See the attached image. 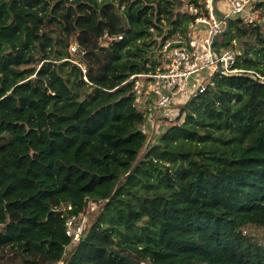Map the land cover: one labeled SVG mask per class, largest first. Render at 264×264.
<instances>
[{
	"label": "trees",
	"instance_id": "trees-1",
	"mask_svg": "<svg viewBox=\"0 0 264 264\" xmlns=\"http://www.w3.org/2000/svg\"><path fill=\"white\" fill-rule=\"evenodd\" d=\"M191 4L0 0V264H264L245 231L264 227V82L215 75L183 122L141 129L128 79L156 70ZM244 15L223 44L264 76V24Z\"/></svg>",
	"mask_w": 264,
	"mask_h": 264
},
{
	"label": "built area",
	"instance_id": "built-area-1",
	"mask_svg": "<svg viewBox=\"0 0 264 264\" xmlns=\"http://www.w3.org/2000/svg\"><path fill=\"white\" fill-rule=\"evenodd\" d=\"M259 1L264 2L203 0V5L191 4L189 12L194 18L187 29L161 39V63L156 70L134 73L129 77L137 94L135 105L145 117L141 129L149 139L153 140L160 132L162 123L181 117L184 114L181 106L214 85L215 75H247L264 82L259 71L238 65L239 50L234 44H223L227 18L245 12L244 20L252 21L253 10ZM217 35L219 40L213 45ZM78 48V44L71 46L73 51ZM86 220L85 214L79 219L75 215L68 218L67 234L73 240L82 237Z\"/></svg>",
	"mask_w": 264,
	"mask_h": 264
},
{
	"label": "rangeland",
	"instance_id": "rangeland-1",
	"mask_svg": "<svg viewBox=\"0 0 264 264\" xmlns=\"http://www.w3.org/2000/svg\"><path fill=\"white\" fill-rule=\"evenodd\" d=\"M190 6V5H189ZM188 10H189V7H188ZM253 20L252 21H246V22H259V23H262V24H264V2H263V4L261 5V6H256V8L253 10ZM189 25V24H188ZM188 27V26H187ZM187 29V28H186ZM225 37V36H224ZM73 44H76L75 42H71V45H70V47H69V52H70V54H74V52L75 51H73L72 49H71V46L73 45ZM232 44H234L235 46H234V48L235 49H237V50H239V47H237V42H236V40H235V43H232ZM154 54H155V56L157 57V58H159L160 59V61H161V56H160V53H159V49L158 50H155L154 51ZM183 119H184V114H182V116L180 117V120H179V122L181 123V122H183ZM165 124H167V125H165ZM162 125H163V128H167V126H168V122L166 121V122H164V123H162ZM160 133V132H159ZM158 133V134H159ZM155 134H156V132H155ZM148 140H151V138L149 139V136H148ZM99 206H100V204L99 203H96V202H91L90 203V205L88 206L89 208L87 209V213L85 214V216L88 218V215L90 214V212H91V214H90V216H89V220L87 221V226H89L90 225V222L92 223V218H93V216L94 217H96V215H98L99 214ZM95 213V214H94ZM90 217H91V219H90ZM245 231L246 232H249V233H251L253 236H257V237H259L261 240L262 239H264V227H258V226H255V225H250V226H247L246 227V229H245Z\"/></svg>",
	"mask_w": 264,
	"mask_h": 264
},
{
	"label": "water",
	"instance_id": "water-1",
	"mask_svg": "<svg viewBox=\"0 0 264 264\" xmlns=\"http://www.w3.org/2000/svg\"><path fill=\"white\" fill-rule=\"evenodd\" d=\"M214 1H216V0H214ZM230 28H231V26H230V20L227 18V26H226V29H225V31H224L223 34H226L230 30ZM218 40H219V36L217 35V36L214 37L213 45L215 43H217Z\"/></svg>",
	"mask_w": 264,
	"mask_h": 264
}]
</instances>
